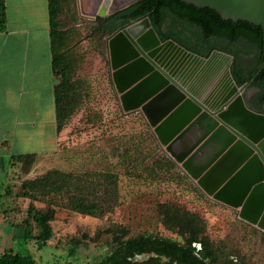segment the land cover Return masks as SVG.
Segmentation results:
<instances>
[{
    "label": "rangeland",
    "instance_id": "374dc122",
    "mask_svg": "<svg viewBox=\"0 0 264 264\" xmlns=\"http://www.w3.org/2000/svg\"><path fill=\"white\" fill-rule=\"evenodd\" d=\"M71 5L64 21L70 32L76 31L70 46L74 80L78 83L77 107L61 131L58 151L40 157L28 175L20 166L13 168L8 188L0 187V223L8 230L12 228L14 235L12 244H1L0 240V252L8 246L32 256L37 264H96L127 232L128 237L153 233L184 241L179 232L182 220L172 222L171 218L177 211H189L201 217L203 237L209 239L213 255L227 258L224 264H240L242 256L247 264H264L263 232L241 221L235 209L202 193L178 166L174 170L163 163L155 167L157 172L150 171L158 152L150 130L140 118L122 109L112 80L106 37L104 40L92 34L95 22L81 16L77 0H72ZM5 163L8 170L9 164ZM53 168L75 173L114 172L118 176L119 198L101 218L77 214L59 204L52 222L54 237L41 249L36 242L24 238L23 223L32 201L18 195L24 179ZM131 171L143 172L144 178ZM34 205L39 209L47 206L43 202ZM4 227H0V239Z\"/></svg>",
    "mask_w": 264,
    "mask_h": 264
},
{
    "label": "water",
    "instance_id": "95a60500",
    "mask_svg": "<svg viewBox=\"0 0 264 264\" xmlns=\"http://www.w3.org/2000/svg\"><path fill=\"white\" fill-rule=\"evenodd\" d=\"M137 1L87 0L89 16L108 18ZM183 1L264 30V0ZM125 22L111 20L120 28L106 37L123 111L143 114L161 150L202 193L264 231V114L240 95L233 57L220 51L204 57L163 41L148 17Z\"/></svg>",
    "mask_w": 264,
    "mask_h": 264
},
{
    "label": "trees",
    "instance_id": "16d2710c",
    "mask_svg": "<svg viewBox=\"0 0 264 264\" xmlns=\"http://www.w3.org/2000/svg\"><path fill=\"white\" fill-rule=\"evenodd\" d=\"M52 38V59L55 85L56 120L61 132L71 121L78 100V83L74 80L71 41L76 31L70 32L65 27L67 10L72 0H48ZM148 17L158 36L163 40H174L186 49L204 57L218 49L233 56L232 75L239 86L250 83L260 90V104H264V30L260 25L247 21L223 19L219 13L209 7H198L183 0H139L111 17L98 16L92 34L104 38L109 32L107 22L121 19L126 22ZM8 25L6 0H0V32ZM108 31V32H107ZM94 34V35H95ZM260 105V106H261ZM259 106V108H261ZM139 112H131L127 114ZM142 114V113H140ZM143 116V114H142ZM144 117V116H143ZM142 123L150 130V137L158 152L153 158L155 167L167 164L176 170L177 165L164 152L145 118ZM39 155L17 154L11 157V166L21 168L28 175L39 160ZM138 178H144L143 172L131 171ZM19 197L30 199L27 219L24 221V238L34 241L39 248L47 246L54 237L52 222L56 207L60 204L65 209L77 214L101 218L116 205L118 176L114 172L75 173L57 168L49 169L35 177L24 179ZM34 202H43L47 206L39 209ZM177 211V210H176ZM181 213V214H179ZM179 223V232L184 241L143 233L126 236L114 241L112 250L96 264H224L225 256L219 257L209 249L207 237H203L202 219L189 211L173 214ZM166 228L169 225H165ZM35 230L38 233L35 234ZM258 231L254 230V233ZM179 233V234H180ZM146 257L140 260L139 258ZM240 264H247L242 256ZM0 264H37L30 256L7 248L0 252Z\"/></svg>",
    "mask_w": 264,
    "mask_h": 264
},
{
    "label": "crops",
    "instance_id": "0c3cea01",
    "mask_svg": "<svg viewBox=\"0 0 264 264\" xmlns=\"http://www.w3.org/2000/svg\"><path fill=\"white\" fill-rule=\"evenodd\" d=\"M80 1L77 0V5L80 14L83 13L81 16L95 22L96 18L89 16L93 12L92 6L87 0H82V5ZM6 4L8 25L0 32L1 190L8 188L10 183L12 155L52 156L58 151L61 140L56 120L57 78L53 70L49 1L6 0ZM114 26H110L108 31L112 32L105 37L118 29V25ZM105 45L109 57L107 40ZM135 114L144 118L140 113ZM5 161L9 164L8 170ZM3 224L0 223L2 229ZM5 229L1 244H12V228Z\"/></svg>",
    "mask_w": 264,
    "mask_h": 264
},
{
    "label": "flooded vegetation",
    "instance_id": "af4514ba",
    "mask_svg": "<svg viewBox=\"0 0 264 264\" xmlns=\"http://www.w3.org/2000/svg\"><path fill=\"white\" fill-rule=\"evenodd\" d=\"M110 22V21H109ZM109 22H107V25L108 26H114V25H110L109 24ZM125 23H127V22H125ZM115 27V26H114ZM113 28V27H112ZM120 27L118 26V29H119ZM118 29H116L115 31H113V33H115ZM190 51V50H189ZM214 51H220V50H218V49H216V50H214ZM213 51V52H214ZM212 52V53H213ZM220 52H223V51H220ZM211 53V54H212ZM224 53H226V52H224ZM226 54H228V53H226ZM229 55H231V54H229ZM232 56V55H231ZM233 57V56H232ZM232 64H233V61H232V63H231V66H230V72H231V74H232ZM232 77H233V75H232ZM234 78V77H233ZM235 81V80H234ZM227 84V87L228 88H232V86H230V84L227 82L226 83ZM235 84L238 86V88H239V90H240V95H242L243 96V98H244V100L246 101V103H247V105L249 106V108H251L252 110H254V111H256V112H258V113H262V114H264V104L263 105H261L260 104V90L258 89V88H256V87H252L251 85H250V83H246L245 85H243V86H239L236 82H235ZM231 91V90H230ZM261 105V106H260ZM259 106L261 107V108H259ZM233 209V208H232ZM237 211V210H236ZM237 213H238V211H237ZM244 222V221H243ZM247 223V222H246ZM249 224V223H248ZM251 225V224H250ZM252 227H254V228H256L257 230H260V229H258L256 226H253V225H251ZM261 232H263L262 234L264 235V231H262V230H260Z\"/></svg>",
    "mask_w": 264,
    "mask_h": 264
}]
</instances>
